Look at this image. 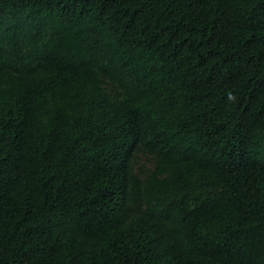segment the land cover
Segmentation results:
<instances>
[{
    "label": "trees",
    "instance_id": "obj_1",
    "mask_svg": "<svg viewBox=\"0 0 264 264\" xmlns=\"http://www.w3.org/2000/svg\"><path fill=\"white\" fill-rule=\"evenodd\" d=\"M0 264H264V0H0Z\"/></svg>",
    "mask_w": 264,
    "mask_h": 264
},
{
    "label": "clouds",
    "instance_id": "obj_2",
    "mask_svg": "<svg viewBox=\"0 0 264 264\" xmlns=\"http://www.w3.org/2000/svg\"><path fill=\"white\" fill-rule=\"evenodd\" d=\"M122 121H123V123H124L126 128L134 129V126H133V124H132L130 119H122ZM122 138L125 139V137H122ZM125 140H137V138H129L128 137ZM123 141L120 144H123ZM138 149H139V145H138ZM114 150H115V152H117L119 150V148H115ZM111 179L112 180L118 179L117 175L112 176ZM126 187H128V185ZM122 189H124V188H122ZM118 197L119 196H117V198ZM122 201H124V200H122ZM151 206H152L151 204H147V203L136 204V206H134V202H131L130 207H129V210L130 209H135V210H138V212H141V216H140V213H139V216H138L137 220L134 222V227H135V229L138 232L141 233L142 236L147 235V240H149L154 235V234L148 235L149 234L148 233L149 229H152L153 219L149 216V210L145 211L144 208L151 207ZM152 210H153V216L157 219V221L160 224L169 225V226H172V225L176 224V222L173 221V220L162 218V217H156L153 208H152ZM146 233H148V234H146Z\"/></svg>",
    "mask_w": 264,
    "mask_h": 264
}]
</instances>
